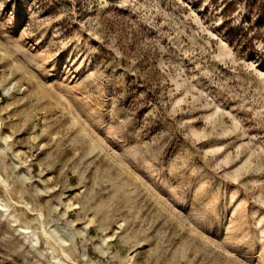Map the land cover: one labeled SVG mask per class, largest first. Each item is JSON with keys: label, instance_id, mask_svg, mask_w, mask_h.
<instances>
[{"label": "rangeland", "instance_id": "obj_1", "mask_svg": "<svg viewBox=\"0 0 264 264\" xmlns=\"http://www.w3.org/2000/svg\"><path fill=\"white\" fill-rule=\"evenodd\" d=\"M0 264H264V0H0Z\"/></svg>", "mask_w": 264, "mask_h": 264}, {"label": "bare ground", "instance_id": "obj_2", "mask_svg": "<svg viewBox=\"0 0 264 264\" xmlns=\"http://www.w3.org/2000/svg\"><path fill=\"white\" fill-rule=\"evenodd\" d=\"M44 233L46 234L45 236L47 237V238H52V236L50 235V234H48L46 231H44ZM57 243V242H56ZM58 244V243H57Z\"/></svg>", "mask_w": 264, "mask_h": 264}]
</instances>
